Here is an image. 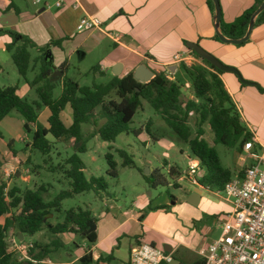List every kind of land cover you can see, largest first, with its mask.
I'll use <instances>...</instances> for the list:
<instances>
[{"label":"trees","instance_id":"obj_1","mask_svg":"<svg viewBox=\"0 0 264 264\" xmlns=\"http://www.w3.org/2000/svg\"><path fill=\"white\" fill-rule=\"evenodd\" d=\"M263 2L264 0H254V4L232 23H225L221 20V33L228 39L243 38L248 31L253 14ZM209 4L214 6L212 0H209ZM11 9L17 11L13 0L6 10ZM263 21L264 11L258 15L255 24ZM3 33L5 31L0 29V35ZM216 39L220 40L218 35ZM53 46L61 47V41H51L39 47L28 37L20 36L18 42L13 41L6 45V50L11 52L19 75L35 91L36 100L20 97L16 86L0 85V123L13 110H16L25 120V130L32 134L29 142L30 148L39 151L44 156L49 157L54 148L52 140L49 139L50 136L56 141L72 140L75 146L84 139L82 126L85 124L96 126L99 119L106 120L97 131L103 141L114 142L119 135L129 134L130 124L135 114L143 107L142 100H146L156 113L162 116L167 126L189 145L191 157L199 162L200 170L203 172L201 178L198 179V184L211 191L222 192L225 184L232 179V173L223 167L214 145L222 144L229 149L239 150L250 142L256 145L253 134L241 121V115L220 77L225 72L213 66L193 50L188 49L200 63H195L191 67L183 64L181 67L193 80L195 100L190 99L183 102V86L179 81L168 78L163 72L155 73L154 78L148 83H140L134 78L133 73L129 72L124 76H114L105 84L94 83L91 87L80 86L77 81L64 76L61 81V93L56 96L55 90L58 83L50 79L52 70L42 55L38 58L40 61L38 73L32 80L27 78L33 63L30 50L37 49L40 54H43ZM62 69L64 70V66ZM97 69L95 67V70ZM259 89L264 92L261 88ZM44 108L50 110L48 128L38 121ZM67 108L70 109L71 125L69 127L61 118V113ZM98 108H100L99 111H97ZM192 114L196 116L195 134L189 125ZM205 125H208L214 134L213 146L204 137ZM31 126H34V129ZM0 138L3 139L1 132ZM12 145L10 141L8 146L15 155ZM74 149V153L66 160L69 168L65 170V175L70 180V188L61 191L50 201L43 199L42 193L45 192L43 187L37 190H22L13 187L5 193L6 185L0 183V264H41L44 262L54 249L61 246V243L53 242L52 245L34 243L28 251V259L25 260H19L10 245L13 236L19 238L22 235L26 238L43 230L55 236L61 234L83 236L88 246L79 258V264H94L91 247L97 241V233L96 231L89 232V224L96 222V219L88 209L63 210L62 203L66 199L86 192L101 195L107 192L108 183L104 178H87L84 172L85 164L79 157V153L85 152L84 144ZM118 153L123 158L124 167L134 165L132 157L125 150H118ZM106 159L109 164L107 174L117 177V163L113 155L107 154ZM152 185L155 186L156 183L153 182ZM52 213L62 214V222L52 224L49 221ZM143 219L142 214L140 221ZM120 240L121 238H118L117 242L119 243ZM113 253L114 251L107 257L100 258L97 264L110 263L113 260Z\"/></svg>","mask_w":264,"mask_h":264},{"label":"crops","instance_id":"obj_2","mask_svg":"<svg viewBox=\"0 0 264 264\" xmlns=\"http://www.w3.org/2000/svg\"><path fill=\"white\" fill-rule=\"evenodd\" d=\"M37 1L33 2L35 9L23 8L14 3L17 11L15 9L7 11L10 0H5V5L0 7V29L5 31L0 36L1 53H9L6 50V45L13 41L18 42L20 36L28 37L39 47H43L51 41H61V47L53 46L48 49L51 51L52 66L46 63L51 68L52 74L56 70L63 73L62 77L57 75L56 79L53 80V82L60 83L61 91V81L68 72L73 59L76 57L82 61L95 53L99 56L96 72L102 76H106L109 72L110 80L114 76H124L129 72L134 75L140 66H145L154 73V76L155 73L163 72L171 80L179 81L178 75L183 73L182 71L187 75L189 74L183 68H179L181 64L174 62V56L180 52H191L186 46L187 43L198 44L225 65L238 69L243 78L250 83L243 85L232 73H225L220 76L241 115V121L247 130L253 134L256 144L252 150H245L244 147L238 149L246 155V158L241 157L239 163L234 160L232 164V161H229V165L225 167L222 164L223 167L232 173V178L237 177L242 175L245 168L254 163L255 157L263 152L264 92L259 88L264 90V21L255 24L247 42L232 45L216 39L215 8L209 4V0H81L80 7L76 9L71 6L73 0H65V4L61 8H54L53 6L46 8L45 5L49 3L48 1ZM220 4L223 22L232 23L254 4V0H220ZM10 14H14L17 19L9 18ZM83 15L100 18L104 22L103 30L78 31L77 25ZM11 22L12 25L9 24ZM113 34L121 36L119 42L111 38ZM30 51L33 63L29 71L35 75L40 69L38 58L40 55L44 58L46 52L40 54L37 49ZM196 63L200 62L196 59ZM63 66L64 70L62 69ZM5 68L4 62L0 60V74L6 71ZM192 81L191 78V82H187L190 96L182 93V98L185 97L186 101L195 100ZM179 83L181 84L180 81ZM181 85L183 86V84ZM1 86L7 87L8 85ZM16 87L20 97L30 100L37 99V96L33 95L34 90L26 81L22 86L17 83ZM49 117L50 110L44 108L38 121L48 128ZM61 118L69 127L71 125L70 109L67 108L63 111ZM7 119L17 121L21 126L25 125V120L16 110H13L1 123ZM31 127L34 129V126ZM2 135L3 139L0 138L3 141V144H0V183H4L8 189L13 187L22 189L20 187L21 182H29L30 179L25 175L16 176L17 170L23 162L19 161L13 164L17 159H15L8 143L10 141L13 143L14 138L11 137L7 143L6 137L3 133ZM25 136L19 133V140L23 141ZM14 145L15 143L12 145L13 148ZM27 145L30 147L29 144ZM210 145L213 146L214 142ZM242 154L240 155L242 156ZM47 159L50 160V158ZM37 168L45 169L40 165H37ZM232 168L235 173H233ZM28 171L29 167L26 168V172ZM68 184L70 186V181ZM41 187L43 184L36 186L35 190ZM198 188L202 191L201 193L196 192ZM203 190H207V188L196 186L194 190H187L188 201L193 196L195 204L189 203L200 207L204 213H208L212 217V226L219 230L216 220L230 213L232 206L222 192L215 194L218 197L217 201H211L204 198ZM147 204L148 201L140 195L135 202V207L140 208L139 211L122 213L118 216L120 219H116L107 211L98 219L96 225L97 241L91 247L94 264H97L100 258L107 257L112 251H114L113 260L110 263L116 260L122 247V240L125 238H129V253L124 264H130V253L135 245L146 242L157 246L148 233L151 226L146 218L144 217L140 221L142 210L147 207ZM90 211L93 217L97 219L93 211ZM56 237L60 239L59 243H61L58 249H62L64 254L68 248L67 242L60 235ZM118 238H121L119 243L117 242ZM213 240L203 238L200 248ZM74 247L80 249L78 244H74ZM84 248L87 249V246ZM164 250L173 255L176 248L166 244ZM198 250L196 253L199 258L193 264H202ZM60 262L56 264H66ZM110 263L100 262L99 264Z\"/></svg>","mask_w":264,"mask_h":264},{"label":"rangeland","instance_id":"obj_3","mask_svg":"<svg viewBox=\"0 0 264 264\" xmlns=\"http://www.w3.org/2000/svg\"><path fill=\"white\" fill-rule=\"evenodd\" d=\"M13 1L20 7L35 9L33 2L37 0ZM43 1H48V4L52 6L55 3V0ZM3 5H5V0H0V7ZM0 60L4 62L6 67V71L0 74L1 85L16 86L19 83L22 86L25 84V80L17 71L10 52H0ZM98 63L99 56L96 53L87 56L82 61L75 57L65 76L77 81L80 86L91 87L94 83L105 84L110 80V73L102 76L96 72L95 67ZM182 72L178 75L179 81L183 84L182 93L190 96L187 82H191V76L184 71ZM35 75L29 71L27 78L32 80ZM60 93L59 83L55 95L58 96ZM33 95L37 96L35 91H33ZM182 100L185 102L186 98L184 97ZM142 102L143 107L138 110L130 124L131 132L129 134L119 135L114 142H105L100 138L97 131L106 120L99 119L96 126L92 124L83 125L84 139L75 146L73 141H56L50 136L49 139L52 140L54 148L49 157L28 147L27 144L31 141L32 134L28 133L24 126L19 125L17 121L7 119V121L2 122L0 132L6 137L7 143L11 137L14 138L13 149L17 161H14L13 164L19 161L23 162L20 164L16 176L25 175L30 179L29 182H21L20 187L22 190H35L36 186L43 184L45 192L42 193V197L45 201L52 200L61 191L70 188L68 184L70 180L65 175V170L69 168L66 160L74 153V147L79 148L83 143L85 152L79 153V157L85 164V176L87 178H104L108 183V193L96 195L93 192H86L75 195L73 198L63 201V210L90 209L97 217L95 222L97 225L98 219L107 211L116 219H120L118 216L122 213L139 211L140 208L135 207V202L142 195L144 200L148 201L147 207L142 210V214L151 226L148 233L156 242L157 247L164 250V246L169 244L176 248L172 255L173 262L170 264H193L199 258L196 251L200 248L201 240L203 238L215 240L220 236L221 231L212 226V217L208 213H204L200 207L194 206L188 201L187 190H194L198 186L187 178L191 157L189 145L167 126L162 116L157 114L146 100H142ZM99 110L100 108L97 109V111ZM195 123L196 116L192 114L189 125L194 134L196 132ZM205 130L204 137L208 143L212 144L214 134L208 125H205ZM19 133L26 135L23 141L19 140ZM0 144H3V141L0 140ZM214 147L225 167L229 165V161H232V164L234 160L239 163L241 157L246 158V155L238 149L232 150L222 144L214 145ZM118 150H125L132 157L134 165L124 167L122 165L123 158L119 155ZM109 153L113 155V159L117 163V177H111L107 174L109 164L106 155ZM229 156L231 157L229 158ZM145 162L150 163L148 166L152 170L150 174L145 173ZM37 165L45 169L37 168ZM27 167H29L28 172H26ZM231 167L233 166L231 165ZM232 171L235 173L233 168ZM202 173V171L199 172L196 178L200 179ZM8 180L10 181V179ZM153 182L156 183L155 186L152 185ZM217 193L209 189L203 190L204 198L211 201L218 200V197L215 196ZM62 220L63 215L59 213H52L49 216V221L52 224H57ZM60 237L67 242L66 252L63 254L62 249H54L42 264H56L59 261L66 264H79L80 255L86 251L84 247L88 246L87 240L79 234H61ZM59 241L60 239L55 235L43 230L34 236H27L23 239L13 236L10 245L17 257L21 259L23 255H27L34 243L52 245L53 242L58 243ZM74 244L80 245V249L75 248ZM178 244L179 246H177ZM128 253L129 238H125L122 240V247L117 254V259L110 264H124L128 258Z\"/></svg>","mask_w":264,"mask_h":264},{"label":"built area","instance_id":"obj_4","mask_svg":"<svg viewBox=\"0 0 264 264\" xmlns=\"http://www.w3.org/2000/svg\"><path fill=\"white\" fill-rule=\"evenodd\" d=\"M64 4L65 0H55L53 6L61 8ZM80 5L81 0H73L71 6L76 9ZM45 7L51 8L52 5L46 4ZM103 28L104 22L90 15H83L77 25L78 31H102ZM111 36L116 42L121 38L119 34ZM174 62L191 67L196 58L191 52H180L174 56ZM244 148L252 150L254 145L250 142ZM262 151L242 175L225 184L222 193L232 211L216 220L220 236L199 249L203 264H264V148ZM200 171L199 162L190 157L187 178L198 186L196 176ZM7 192L8 188L5 189ZM25 259H28V253L19 260ZM172 261L170 253L146 242L135 245L129 259L130 264H169Z\"/></svg>","mask_w":264,"mask_h":264},{"label":"water","instance_id":"obj_5","mask_svg":"<svg viewBox=\"0 0 264 264\" xmlns=\"http://www.w3.org/2000/svg\"><path fill=\"white\" fill-rule=\"evenodd\" d=\"M212 1H213L214 8H215V29H216L217 35L219 36L220 41L223 43L232 44V45H240V44L247 42L249 40L251 34H252L254 27H255L256 18L258 17V15L262 11H264V2L257 9V11L253 14V16L250 20L249 28H248L246 35L241 39H228L220 31V24H221V20H222V9H221L220 0H212ZM10 17H14L15 19H17V17L14 14H10L9 18ZM9 24L12 25L13 23L11 22ZM186 46L189 50H193L196 54H198L200 57H202L205 60H207L208 62H210L213 66H215L219 70H221L225 73H232V74L236 75L242 83L250 84L248 81H246L243 78V76L241 75V73L238 69L225 65L216 56H214L213 54L204 50L200 45L189 42L186 44ZM44 60L49 66H52V57H51V51L50 50L46 51V53L44 55ZM57 75L62 77L63 73L59 70H56L51 75L50 79L52 81L55 80ZM134 78L136 80H138L140 83H148L154 78V73L152 71H150L147 67L140 66L136 70V72L134 74ZM145 164H146L145 173L150 174L151 171H150V168L148 167L150 165V163L145 162ZM196 192L201 193L202 191L198 188L196 190ZM189 202H191L192 204H195V200L193 199V196H192V199L189 200ZM89 226H90V230H89L90 233L93 231H96L97 226H96L95 222L89 224ZM19 237H20V239H23L22 235H20Z\"/></svg>","mask_w":264,"mask_h":264}]
</instances>
